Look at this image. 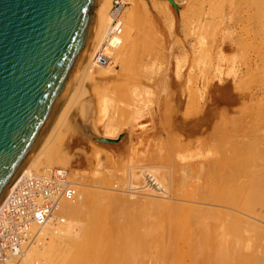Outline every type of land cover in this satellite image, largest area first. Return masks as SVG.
<instances>
[{"label": "bare ground", "instance_id": "1", "mask_svg": "<svg viewBox=\"0 0 264 264\" xmlns=\"http://www.w3.org/2000/svg\"><path fill=\"white\" fill-rule=\"evenodd\" d=\"M194 1V6L198 11L190 12L193 15V19L189 22H192L194 18L196 20L200 13L202 15L205 13L207 16L219 14L224 17L229 9L236 16L238 15L237 17L242 24L243 20L247 22L253 16L255 21L258 22L257 26L252 28V25L248 24V22L245 27L241 24L244 28L242 29L245 37L240 35L239 38L241 47L238 64L243 66L249 63L248 50L253 48V41L260 39V35L264 32L260 22V0ZM159 3L163 9L160 8ZM153 6L154 8L159 7L160 10H158H163L165 15L168 14L166 11L172 10L170 8L180 10L177 0H122V5L119 9L114 8V0H101L98 4L95 15L101 20L102 28L88 63L36 154L0 206L1 213L10 195L19 185L28 182L30 178L39 179V184L43 188H39L35 184L27 185L25 188L31 191V203L40 205L41 208L47 211L45 212L47 218L40 223L34 218L25 217L20 213L17 214L18 221L13 226L16 231L21 227L20 234L22 237L17 240L18 253L16 255H8L5 264H255L256 255L259 256V253L264 251V227L260 224L262 222L259 218H255L256 220L252 221L249 215L254 210L250 211V205L256 201V198L262 197L260 200L264 201L263 195H261L264 193H262L264 191L262 182L264 181L261 182L257 179V182L259 181L260 183L258 182L256 185L254 183L251 189L250 186L249 188L245 186L246 182L243 183L244 180H241V185L236 181L237 178L239 181V175L241 177V174L242 176H248L247 172H245L246 165H251V162L254 161L255 163L257 161V157H254V159L251 155H258L254 151L255 149L253 150L254 152L248 151L249 149L252 150L250 147L246 149L248 146V144L247 146L245 144L244 135L246 122L244 125L236 123L239 121L238 117L241 114L237 117L238 121L234 120L233 124L232 122L230 123L231 125L228 124L230 126H227V122H224L225 125L222 122L221 124L224 126L221 125L222 127L217 128L216 135H213L214 138L211 137L214 142L204 144L205 147L202 148L204 153L203 162L200 161L199 164L190 163L188 165L184 163L186 160L184 162H182V158L179 160L180 154H182L181 144L180 141L173 142L175 139L177 140V138L173 137L174 139L170 138L172 142L169 141L168 149L164 148L166 146L162 147L163 144H161L162 148L158 149L159 151L151 153L150 158L153 159V162H148L147 158L143 159L145 160L144 164L148 162L149 168H147V164L136 165V162L135 165L129 164V166L126 164L128 165L126 168H129L121 171L123 173L122 176L125 177L124 183L119 180L118 182H113V178H108L106 174L101 179H86V176L82 177L84 175L83 171H81L83 174L81 175L78 169H71L70 158L63 153L58 154V157H60L58 163L51 162V153L57 143V138L63 137L64 132H67L68 129L71 130L72 120H75L73 119L76 114L75 111L80 107L81 104L79 103L81 100L88 96V93H90L88 98H93L99 108V115L101 114V117L99 116L100 120L98 119L99 122H102L108 110H112L114 114L112 115L114 116L113 121L111 118V121L106 122V120L103 122L101 128L103 130L102 137H94L95 143L111 146L118 141L116 138L122 135L121 132H116L118 134L114 135L115 131L113 132L112 130L122 131L121 129L125 125H129L131 131L137 127V122L141 116L137 112L136 100L129 98L133 93L136 94L140 86L139 76L145 71L144 62L148 59L150 48L152 49L148 45H150L149 43L154 44L153 39H157V36L155 37L152 33L154 29L150 30L152 25L148 23L151 21L149 20L150 18L147 21L146 17V15L152 14L148 9L153 8ZM115 21H117V25H114ZM147 23L150 27H148ZM252 33L253 37L251 36ZM98 52L109 58L107 65H99L97 63L96 55ZM256 57L257 63L254 76L261 77L262 68L264 69L260 61L262 57L259 55H256ZM113 63L121 69L125 81L124 79L123 81L120 80L121 83L114 86L115 89L111 93L110 90L114 88L112 85L116 82L115 70L111 66ZM235 69L233 68V70ZM241 70L239 67V75ZM238 72H236L235 76L238 75ZM212 79L208 78L206 82L207 88L211 86ZM168 84L169 81H164V91L167 90ZM175 86V94L170 96L171 98L169 97V109L172 108L171 105H173L174 101H177V104L173 106V124L176 127L185 128L186 126H183V123H188V128L191 131L188 130L192 133L196 128L194 125L205 120L202 118V121L197 123H195V118L180 121L183 113L179 112V108H181L179 105L182 100L181 97L185 93L182 92V85L176 82ZM189 96L191 101L186 107L188 110L186 109L187 113H185L193 117L198 114L203 106L199 104L200 96H198L195 86L191 88ZM123 98H127L128 102ZM128 99L131 101L129 102ZM185 99H187L186 96ZM84 105L81 112L82 119L84 117L87 118L92 113L91 104L84 102ZM254 106L252 105V107ZM260 109L259 112H254V125H251L252 122L248 120L250 125L259 132L264 129V112L262 113ZM206 110L208 112L209 109L207 108ZM241 113L243 114L244 112ZM225 119L224 117L222 121ZM242 119L245 120V117H242ZM248 119L250 118L248 117ZM74 125L73 127H76ZM92 127L97 136L99 131L98 123L94 122ZM72 130L73 134L79 131V129ZM108 131H112L111 134ZM81 132L79 131L78 133L80 136ZM178 136L180 137L181 135ZM124 137L126 136H120L119 139H124ZM127 137V139H130V135ZM253 139L254 141L252 142H255V138ZM89 142L96 147L97 144L94 145L90 140ZM235 142H238V144L241 142V147L239 148H242L244 146L242 143H244L246 146L243 147L246 149L245 152L253 153L247 156L242 151L243 149L237 151L234 149L235 146L232 147ZM249 142L250 139L248 140ZM61 143L66 145L67 142ZM231 148L237 152H232ZM262 153L264 154V152ZM247 157L251 158L247 159ZM130 160L133 161L132 159ZM177 162H182V164ZM125 163H128V161ZM123 168L125 167L123 166ZM185 170L189 171L185 172ZM133 172L143 177L144 188L131 186L128 183L125 184V180L133 176ZM243 172L245 173L243 174ZM258 174L260 175L261 173L258 172ZM253 176L252 180H255V173ZM152 177L157 178L158 181L151 180ZM261 177L259 178L264 180ZM233 182H236L238 187L233 188L235 187L234 185L237 186ZM251 182L253 183V181ZM260 184L263 190L260 189ZM115 185L117 186L113 187ZM246 185L248 184L246 183ZM154 186L161 192H157ZM131 187L133 190L129 191ZM143 189L144 191H142ZM258 193L260 194L259 196L256 195ZM220 196L225 199L223 203L230 201L233 208L238 206V209H233L229 202L224 205L235 210L232 213L226 212V207V209L224 208L225 211L222 212L208 210V205H214V199ZM135 199L138 203L141 201L144 203L143 206L141 205L142 208L138 207V205L139 209L136 208ZM220 201L222 202V200ZM142 202L139 203V206ZM216 205L220 209L217 202ZM27 209L29 215H33L31 206H28ZM247 218L250 219L248 220ZM10 219H12V216L7 221H10Z\"/></svg>", "mask_w": 264, "mask_h": 264}, {"label": "rangeland", "instance_id": "2", "mask_svg": "<svg viewBox=\"0 0 264 264\" xmlns=\"http://www.w3.org/2000/svg\"><path fill=\"white\" fill-rule=\"evenodd\" d=\"M177 1H178V4L180 5L179 6L180 10L170 8L173 11L168 10L169 12L166 11L168 14L165 15L163 10L159 11L160 8H162V5L159 3V5L161 6L160 8L159 7L154 8L153 6V8L151 7L148 9V11L152 12V14L146 15L147 21H148V18H150L149 20L153 22L152 23L151 21H149L148 23H150V25L152 24L150 30L154 29L152 33L153 35H155V37L157 36L156 37L157 39L155 40L154 38L153 39L154 44L149 43L150 45H148L149 47H152V49L150 48L151 51L148 55V59L144 62L145 71L143 72L142 75L139 76L140 86L137 89L136 94L133 93L132 95H130V98H129V99L132 98L133 100L134 99L136 100V105L138 107L137 112L141 116V118L137 122V127H135L131 131L130 126L125 125L121 129L123 132L117 131L115 129L112 130L113 132L115 131V134L113 133L114 135L118 134L116 132H121L122 135L120 136H126V137L120 140L119 139L120 136H119L118 138H116V140L121 141V142L117 141L115 142V144H112L111 146H105V145H100V144L95 143L93 139L94 137H98V138L102 137L101 134H103L102 133L103 130L101 128H102L103 122H105L106 120H107L106 122H109L111 121V118L113 121L114 116L112 115L114 114L112 110H108L105 113L106 116L104 117L102 116L103 117L102 122H99L100 120L99 116L101 117V114L99 115L100 112H98L99 108L96 104V101H93V98H90V99L88 98L90 97V93H88V96L83 98L81 102L79 103L81 105L80 107L77 108L78 110L76 109L75 111L76 114L74 115L75 118L73 117V119L75 120H72L73 122L70 127L71 130L79 129V131H82L81 136L80 134H78L79 131H76V133L74 132L73 134V132H71V130L68 129L67 132H64L63 137L62 136L58 137L56 140L57 143L55 144V147L51 153L52 163H58L59 158H60L58 157V154L63 153L68 158H70V161L72 163L71 169L73 170L78 169L81 175H83L81 172L83 171L84 175L82 177L86 176L85 177L86 179H89V180L90 179L91 180L101 179L104 177V174H106L108 178H111V177L113 178V182H118L119 180L120 182L124 183L123 180L125 179V177L122 176L123 173H121V171L127 170L129 168V167L126 168V166H128L129 164L135 165V162H136V165H142L144 164V161H145L143 160L144 158H147L148 162H153V159L150 158L151 153L153 154L156 151H159L158 149L164 146H166L164 148H167L169 143L172 142L170 138L172 139L173 137L177 138V140L175 139L173 142L180 141V144H181L180 149H181L182 154H180L181 157H179L180 158L179 160H181V158H182V162L186 160L184 163H187L188 165L190 163L199 164L200 161L203 162L204 159L202 157L204 153L202 152L203 151L202 148L205 147L204 144L207 142H212V141L214 142V139L212 138H214V136L216 135L215 133H217V130L220 128V126L225 125L224 122H227L226 123L227 126H230L231 122L233 124L234 120H237L239 118L238 119L239 121L237 120L238 122L236 123L237 124L239 123V125H244V123L246 122L245 129L247 130V128H249V130L247 131L244 130L245 142H246L245 144L246 146L248 144V146L246 147L244 143L242 144L246 147V149H248L249 147L252 148V150L249 149L248 151H253L255 149L254 151L257 152L258 155L256 156L251 155L252 158L257 157L256 158L257 161H255V163L254 161L251 162L252 166L250 164L246 165L247 170L245 169V172H247L246 173L248 175L247 177L248 178L250 177V179H248L245 175L244 176L246 177V179L249 180L250 184L249 182H247L248 180L246 181L245 177L242 176V174H241L242 178L239 175V181H238V178L236 181L241 185L242 183L241 180H244L243 183L246 182L248 185H246L245 183V186H248L247 188H249L250 186V189L252 186L256 185L259 182V181L257 182V179L260 180L261 182L264 181L259 178L260 176H262L261 178L264 179V174H263L264 173V162H263L264 154L262 153L264 152V129H262L259 132L257 131L256 128L255 130L254 127L251 126V125H254V112L255 113L259 112V109L261 107L262 108L260 109V111L262 113L264 112V71H263L264 69L262 68V73L260 74L261 77L256 76L257 77L256 78L254 76V71L256 68L255 65L257 63L256 55H259L260 57H262L260 60L262 64L261 63L260 64L261 66L262 65L264 66V62H263L264 61V32H262V34L260 35L261 36L259 37L260 39L253 41V45H252L253 48H250L248 50V53H249L248 57L250 58L248 60L249 63L243 66H239L238 62H239V54H240V47H241L239 44V38H240V35H242V37H245L244 32H243V29H244L243 27L247 25V22L248 24L252 25V28H255L257 26L258 22L255 21L253 16H251L247 22L243 20V24H242L240 19L237 17L238 15L236 16V14L234 12H231L229 9L228 13L225 14L224 17L223 16L221 17L219 14L207 16L205 15V13L203 15L200 13L199 17L196 20L194 18L192 22H189L191 21V19H193L192 18L193 15L190 12L198 11L196 7L194 6L195 1L194 0H177ZM260 8H261L260 9V19H261L260 22H261V25L263 26L262 31H264V0H260ZM148 11L147 13H149ZM159 12H162V13H159ZM186 18L190 20L187 21ZM241 24L243 25V27L241 26ZM148 27H150L149 24H148ZM251 36L253 37V33ZM257 51L258 53H256ZM111 66L114 68L115 75H116L115 81L117 83L116 82L113 83L112 87H114V86H117L119 83H121V81H123L124 78H123L121 69L117 65L113 63V65ZM238 66L242 69L240 75L238 72V69H239ZM233 68L234 69L238 68V69L233 70ZM247 70H248V73H247ZM236 72H238L237 76H235ZM209 77L213 78L212 79L213 81L211 82V86L207 88L206 82ZM164 81H169L166 91H164V88H165ZM176 82L182 85V88H181L182 92L185 93V94L183 93L184 95L181 97L182 100L180 101V105H179L181 107L179 108L180 109L179 112L183 114L182 115L180 113L179 114L182 117L183 116L184 117L186 116V117L182 118L180 116L182 119L180 121L195 118L196 119L195 123H197L198 121L199 122L202 121V118L203 120H205L203 122H200L194 125L196 126V128L195 130L192 131V133L189 132L190 129L188 128V123L187 124L183 123V126H186L185 128L176 127L175 124H173V113H174L173 106L177 104V101H174L173 105H171L172 108L170 109H169V106H170L169 103H170V98H171L170 96L175 94ZM194 86L197 88L198 96H200V98L198 97L200 99L198 100L199 104L203 106V108L199 112L197 111L198 112L197 115L191 117L186 114L187 113L186 109L188 110V108L186 107H188V104L191 101L189 95L191 92V88ZM113 89H115V87L112 88V90H110L111 93ZM168 94L170 95L168 96ZM185 96L187 99L189 98L188 101H186L187 99H185ZM258 97H259V100H258ZM123 99L127 101L126 100L127 98L126 99L123 98ZM87 100H89V102H87ZM131 100H129V102ZM84 102L91 104L90 109H92V113L87 118L84 117V119H82L83 117L81 116V112L83 111L82 109L85 106ZM252 105L253 106L256 105L260 107L255 108L256 106L252 107ZM251 107L254 109L252 110ZM207 108L209 109L208 112H206ZM241 112H244V113L242 114ZM249 112H251L252 114ZM204 113L205 115L203 116ZM222 117L223 119L225 117L228 120L225 119L224 121H222L223 120ZM242 117H245V120L242 119ZM248 117L252 120L248 119ZM152 118L154 119V121H152L153 120ZM248 120L252 122L251 125ZM240 121L241 123L242 122L243 123L241 124ZM94 122L98 123L99 131L98 130L97 131L101 132V133L97 132V136L95 135V131L93 130V127H92ZM222 122L224 125L221 124ZM73 125L76 126L77 128L73 127ZM246 125L248 126L247 128H246ZM187 130H188V133H187ZM111 132L109 133L111 134ZM256 132H258L260 135ZM131 134H132V138H131ZM128 135H130V139L132 141L130 139H127ZM178 135H181V136L179 137ZM256 136L257 138L260 136L258 139L263 138V140L260 139L258 141ZM253 138H255L256 140L255 142H252L254 141ZM249 139H250V142L248 143ZM89 140L94 145L97 144L96 147L92 146ZM61 142H67V143L65 145V144H62ZM161 144H163L162 147H161ZM235 144H238V142H235ZM235 144H233L232 147L235 146L234 149H236L237 151H240V149H243L242 151L246 153L247 156L254 152V151L250 152L249 154V152L247 151L248 152L247 154V152H245L246 149L243 148L244 146H242V148H239L241 147L240 146L241 142L238 145H235ZM129 147L132 148V151H131V148L129 149ZM236 150L232 149V152L234 151L237 152ZM187 157L189 160L187 159ZM251 157H247V159ZM130 159H132L133 161H131ZM127 161L128 163H125ZM188 161L190 162L188 163ZM182 162H177V163L182 164ZM123 166L125 168H123ZM55 167H62V166H55ZM147 168H149L148 164H147ZM84 171L87 173H85ZM188 171L189 170H185V172H188ZM256 171H258L262 175L261 174L259 175L258 172ZM245 172H243V174ZM254 173L256 175V179L252 180V177H254L253 176ZM151 180L155 182L158 181V179L155 177H152ZM251 181H253V183ZM126 183L130 184L131 186L134 185L135 187H142V188H144V185H145L143 181V177H141L136 172H133V176H130V178L125 180V184ZM233 183L235 184L236 182H233ZM233 183H232V187H233ZM136 185H139V186H136ZM262 185H264V182H262ZM116 186L117 185L113 187H116ZM234 186L235 187L233 188H236L238 187V184L237 186L236 185ZM259 187L260 189L263 188L261 184ZM127 188H128V185H127ZM154 188H156L155 190L157 192H161L159 189H157L156 186H154ZM247 188H246V192H247ZM132 190L133 188L131 187L129 191H132ZM142 191H144V189ZM263 192L264 191H262V193ZM256 195L259 196L260 194L258 193ZM261 195H263V198H264V193ZM260 199H262V197L259 199L256 198L255 199L256 201H254L255 203L254 202L251 203L250 211H252L253 209L254 210L250 212L249 215L252 218V221H255L257 218H259L260 221L262 222L260 224H262V227H264V201ZM220 200H222V202ZM134 201L136 202L137 209H139L138 207L142 208V206L144 205L142 201H141L142 204H140V206H139V203L141 202L138 203L136 199ZM214 201L215 203L212 201L214 203V205L212 204L213 207H211L212 205L210 204L208 205L209 207L207 206L208 208L207 207H204V208H207L208 210H213L215 212L216 210L218 212H222V211H225V209L227 208L226 212H231V213L235 211L233 209H238L237 208L238 206H235V208H233L229 200L228 201L230 202V205L233 209L231 207H227V205H224V204L229 203L227 201L226 203H223L225 202L224 197H221V196L217 197L216 199H214ZM216 202L220 206L221 211L216 205ZM254 206L256 207L254 208ZM247 219L249 220L250 218H247ZM257 256L258 255H256V258H255V264L264 263V251L260 252L259 256L258 257Z\"/></svg>", "mask_w": 264, "mask_h": 264}, {"label": "water", "instance_id": "3", "mask_svg": "<svg viewBox=\"0 0 264 264\" xmlns=\"http://www.w3.org/2000/svg\"><path fill=\"white\" fill-rule=\"evenodd\" d=\"M101 0H0V206L99 39Z\"/></svg>", "mask_w": 264, "mask_h": 264}, {"label": "built area", "instance_id": "4", "mask_svg": "<svg viewBox=\"0 0 264 264\" xmlns=\"http://www.w3.org/2000/svg\"><path fill=\"white\" fill-rule=\"evenodd\" d=\"M122 5V0H114V8L119 9ZM114 25H117V21L114 22ZM102 53V52H101ZM96 61L99 65H107L109 58L103 54L96 55ZM35 184L41 187L39 184V179L30 178L28 182H25L23 185H19L16 190L10 195L8 201L6 202L4 208L0 213V264H5V261L8 255L18 253V243L22 235L20 234V228L16 231L13 226L15 222L18 221L17 214L20 213L25 217L34 218L38 222L42 223L47 218L44 208H41L40 205L32 204L30 199V192L27 188V185ZM31 206L32 214L29 215L27 207ZM12 216L10 221H7L8 218Z\"/></svg>", "mask_w": 264, "mask_h": 264}]
</instances>
